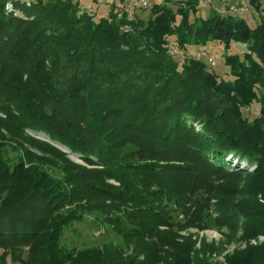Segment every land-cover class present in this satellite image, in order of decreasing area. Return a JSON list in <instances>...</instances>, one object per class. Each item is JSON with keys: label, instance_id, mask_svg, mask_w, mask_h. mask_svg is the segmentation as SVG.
<instances>
[{"label": "trees", "instance_id": "1", "mask_svg": "<svg viewBox=\"0 0 264 264\" xmlns=\"http://www.w3.org/2000/svg\"><path fill=\"white\" fill-rule=\"evenodd\" d=\"M123 1L100 13L81 0H0V248L16 261L29 247L25 264H204L160 227H205L211 209L218 225L243 219L244 239L264 234L263 0H249L257 25L219 11L240 1L153 0L132 20L118 16ZM217 42L230 79L194 55ZM91 210L134 253L61 250L62 224ZM228 264H264V242Z\"/></svg>", "mask_w": 264, "mask_h": 264}, {"label": "rangeland", "instance_id": "2", "mask_svg": "<svg viewBox=\"0 0 264 264\" xmlns=\"http://www.w3.org/2000/svg\"><path fill=\"white\" fill-rule=\"evenodd\" d=\"M108 1L110 0H81L83 5L87 7H92L93 9H99L100 13H105L103 4ZM236 1H240L249 5V0ZM218 4L223 3H219V0H214L213 6H217ZM252 11L253 9L249 6L246 12L243 14L246 16L248 22L251 25H257L261 21V17L259 15L251 16ZM18 15L22 16L23 14L20 12V14ZM245 46L246 45L242 43L236 44L235 48L232 49V51H240V49L242 47L245 48ZM207 50L216 55L217 65L215 66V69L224 78L230 79V76L227 73L228 67L223 61L225 53L223 45L217 42L214 45H211ZM256 111L257 108L254 106L253 108H251L250 113L253 115L254 113H256ZM248 112L249 110L245 109V113L247 114ZM28 133L42 140L51 142L54 146L58 147L64 152H67L69 154L70 159L74 162L92 167L91 165H88L83 159H81L77 154L71 153L68 148L62 146L56 141H52L45 134L36 133L33 131H28ZM3 150L5 151V157L10 158L9 156L15 157L18 155V152H14L12 148L8 145L4 146ZM15 159L18 160V158ZM110 182L116 185L118 184L114 180H110ZM213 201H215V199H213ZM261 201L264 200L261 198ZM84 202L85 201H83V203ZM77 205L78 204L76 203L74 205L67 206L61 211V215L70 216V211L76 209ZM211 210L213 212V216L208 221L205 227H186L177 226L176 224L172 227L162 226L160 227V235H169L171 239L175 238L177 242L182 244L190 240L193 243L194 247V260H198V262L202 260L204 264H228V257L236 251H242L249 246H257L264 242L259 241L258 237H255L257 240L256 243L252 241L253 238H243V219H240L239 222H237L239 225H237V228L235 229H233L232 226L229 225V223L218 225L215 221V216L217 215V213H215L213 209ZM78 214L80 215V217H78L77 219L70 220L68 224H62L61 234L57 243L58 247L61 250L69 252L68 254L71 255V257L78 256L86 252L88 249H92L93 247H98V249H104V247L110 245H112L113 247L125 248V257H128L132 253H134L135 240H133V243L131 245L127 244L126 246L122 235L117 232V229L114 224L107 221L105 218L106 216L99 212V210H91L90 212L82 211ZM178 218L179 220H183L181 214ZM154 239L155 238H152V240L150 239V243L154 242ZM149 241L145 240V243H149ZM7 253V250L0 248V256H5L7 264H25L29 256V247H24L22 249L21 260L16 261L11 253Z\"/></svg>", "mask_w": 264, "mask_h": 264}, {"label": "built area", "instance_id": "3", "mask_svg": "<svg viewBox=\"0 0 264 264\" xmlns=\"http://www.w3.org/2000/svg\"><path fill=\"white\" fill-rule=\"evenodd\" d=\"M153 0H124L120 4L118 16L126 17L128 20L135 18L137 11L140 9H149L152 6ZM212 3V0H199L200 7H209ZM106 8H110V4H105ZM6 9L8 12H14L15 14H20V11L15 9L13 2L9 1L6 3ZM248 9V5L241 2H234L225 7L219 9L220 12L224 14H238L244 12ZM262 10H264V0L262 4ZM23 16V15H22ZM169 50L172 56H178L181 61L186 59V52H184L179 46L171 44L169 45ZM195 56L199 59H204L209 65L215 67L217 65L216 55L209 52L208 50L197 51L194 53ZM259 241H264V234L258 235ZM253 242H257L256 238L252 239Z\"/></svg>", "mask_w": 264, "mask_h": 264}, {"label": "crops", "instance_id": "4", "mask_svg": "<svg viewBox=\"0 0 264 264\" xmlns=\"http://www.w3.org/2000/svg\"><path fill=\"white\" fill-rule=\"evenodd\" d=\"M220 2H224V3H231V2H234L236 0H230V1H226V0H219Z\"/></svg>", "mask_w": 264, "mask_h": 264}]
</instances>
